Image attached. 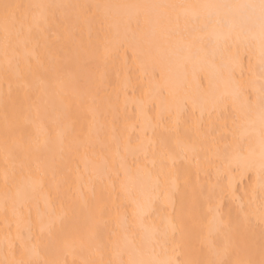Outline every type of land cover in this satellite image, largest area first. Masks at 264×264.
<instances>
[{
  "label": "bare ground",
  "instance_id": "bare-ground-1",
  "mask_svg": "<svg viewBox=\"0 0 264 264\" xmlns=\"http://www.w3.org/2000/svg\"><path fill=\"white\" fill-rule=\"evenodd\" d=\"M0 264H264V0H0Z\"/></svg>",
  "mask_w": 264,
  "mask_h": 264
}]
</instances>
